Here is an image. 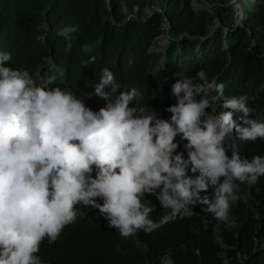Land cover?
<instances>
[{"label": "clouds", "instance_id": "9594fccd", "mask_svg": "<svg viewBox=\"0 0 264 264\" xmlns=\"http://www.w3.org/2000/svg\"><path fill=\"white\" fill-rule=\"evenodd\" d=\"M77 31L61 22L56 35L71 48ZM11 60V51L0 50V264H44L41 242L55 243L76 223L77 206L99 209L124 238L191 216L197 204L231 227V206L247 201L240 185L264 176V156L249 160L225 143L233 131L242 142L264 139V118L253 117L246 95H225L203 69L175 79L176 103L164 119L107 67L94 86L105 103L94 111L55 86L54 75L34 76ZM149 195L164 210L158 221L150 216L155 205L144 201Z\"/></svg>", "mask_w": 264, "mask_h": 264}, {"label": "trees", "instance_id": "16d2710c", "mask_svg": "<svg viewBox=\"0 0 264 264\" xmlns=\"http://www.w3.org/2000/svg\"><path fill=\"white\" fill-rule=\"evenodd\" d=\"M208 1L214 14L195 13L189 0H0V50L12 52L14 68L54 75L55 86L71 89L94 111L105 103L94 94L105 67L121 88L135 87L141 93L137 101L164 119L171 115L166 108L176 103L170 92L175 79L203 69L225 85V95H246L253 117L264 118V0ZM148 7L151 13H145ZM240 8L246 16L238 25ZM216 18L220 27L213 30ZM61 22L78 25L71 48L56 35ZM167 24L168 42L160 46ZM221 104H214L217 115ZM231 135L225 143H235L242 157L264 156V139L242 142L235 131ZM240 189L247 201L231 206L234 226L203 215L197 204L191 216L129 238L91 206H77L83 215L55 243L45 238L38 255L44 264H161L167 253L173 264H224V258L239 264V256L241 264H264V176ZM148 199L156 207L150 216L158 221L164 210L154 195Z\"/></svg>", "mask_w": 264, "mask_h": 264}, {"label": "rangeland", "instance_id": "374dc122", "mask_svg": "<svg viewBox=\"0 0 264 264\" xmlns=\"http://www.w3.org/2000/svg\"><path fill=\"white\" fill-rule=\"evenodd\" d=\"M190 1V5L191 7L193 8V11L195 13H199V12H202V11H207V12H212L213 13V4L210 3L208 0H189ZM232 1H235V0H232ZM249 3H253V2H256L257 0H247ZM153 10L152 8L148 7L146 8L145 10V13H151ZM214 14V13H213ZM131 16H135L136 14L135 13H131L130 14ZM246 16V11L245 10H242L241 8L237 10V13H236V16H235V20H236V23L238 25L242 24V20L245 18ZM215 21V26L213 27V30H216L220 27V22L219 20L216 18L214 19ZM168 42V35H167V30L165 29V33L163 35H161L157 41V44L160 45V46H164L166 43ZM92 210L95 212V214L97 216H101L100 212H99V209H95L92 207ZM199 212L202 211V209H199L198 210ZM240 260H239V264H241L240 262L242 261L241 260V256H239ZM166 261H171L172 262V259L170 257V253H167V255H165L162 260H161V264H164V262ZM224 261H226V263L228 262V258H224ZM173 263V262H172Z\"/></svg>", "mask_w": 264, "mask_h": 264}, {"label": "bare ground", "instance_id": "6f19581e", "mask_svg": "<svg viewBox=\"0 0 264 264\" xmlns=\"http://www.w3.org/2000/svg\"><path fill=\"white\" fill-rule=\"evenodd\" d=\"M164 264H173L171 261H166Z\"/></svg>", "mask_w": 264, "mask_h": 264}, {"label": "built area", "instance_id": "2783aa9c", "mask_svg": "<svg viewBox=\"0 0 264 264\" xmlns=\"http://www.w3.org/2000/svg\"><path fill=\"white\" fill-rule=\"evenodd\" d=\"M200 213H202L203 215H205V213L203 211H200ZM224 264H227L226 261H224Z\"/></svg>", "mask_w": 264, "mask_h": 264}, {"label": "water", "instance_id": "95a60500", "mask_svg": "<svg viewBox=\"0 0 264 264\" xmlns=\"http://www.w3.org/2000/svg\"><path fill=\"white\" fill-rule=\"evenodd\" d=\"M168 27H169V24H167L166 30L168 29Z\"/></svg>", "mask_w": 264, "mask_h": 264}]
</instances>
